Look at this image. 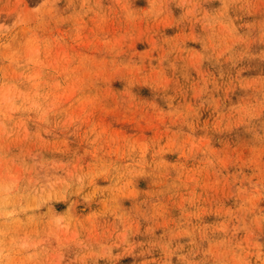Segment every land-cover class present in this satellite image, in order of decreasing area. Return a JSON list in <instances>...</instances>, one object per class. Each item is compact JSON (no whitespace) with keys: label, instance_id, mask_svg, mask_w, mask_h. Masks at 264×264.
I'll list each match as a JSON object with an SVG mask.
<instances>
[{"label":"rangeland","instance_id":"obj_1","mask_svg":"<svg viewBox=\"0 0 264 264\" xmlns=\"http://www.w3.org/2000/svg\"><path fill=\"white\" fill-rule=\"evenodd\" d=\"M0 264H264V0H0Z\"/></svg>","mask_w":264,"mask_h":264}]
</instances>
